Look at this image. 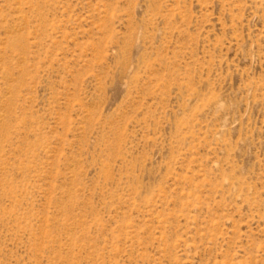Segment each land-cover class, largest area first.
I'll return each mask as SVG.
<instances>
[{
	"label": "rangeland",
	"instance_id": "rangeland-1",
	"mask_svg": "<svg viewBox=\"0 0 264 264\" xmlns=\"http://www.w3.org/2000/svg\"><path fill=\"white\" fill-rule=\"evenodd\" d=\"M0 264H264V0H0Z\"/></svg>",
	"mask_w": 264,
	"mask_h": 264
}]
</instances>
